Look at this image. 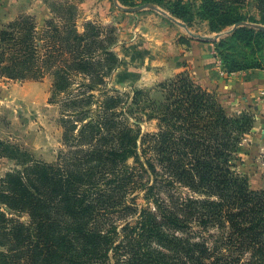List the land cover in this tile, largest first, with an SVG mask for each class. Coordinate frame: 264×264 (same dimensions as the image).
Segmentation results:
<instances>
[{
	"label": "trees",
	"instance_id": "obj_1",
	"mask_svg": "<svg viewBox=\"0 0 264 264\" xmlns=\"http://www.w3.org/2000/svg\"><path fill=\"white\" fill-rule=\"evenodd\" d=\"M119 2L166 7L187 24L195 18L207 23L212 33L257 22L247 12L250 6L264 16V0ZM69 8L66 36L52 22L43 25L44 34L53 26L57 49L39 34L33 15H20L0 29V78L39 82L52 73L50 103L61 105L65 128L66 149L55 163L0 139V159L15 161L20 168L2 178L0 205L31 220L30 226L14 222L16 254L31 233L29 264H55L57 258L63 264L71 256L68 264H89V259L96 264H264V191H253L249 179L235 171L255 116L228 114L217 95L188 72L160 85V103L142 90L132 96L114 90L103 94L94 111L92 92L121 65L113 50L119 44L118 30L104 31L94 22L80 28L78 6ZM238 34L264 39V31L246 27ZM68 48L74 52L70 60ZM222 60L228 72L261 67L227 56ZM76 77H81L77 92ZM141 96L147 100L145 107ZM140 111L158 122L157 132H142L135 116ZM136 190L145 191L147 206L140 210L126 202ZM113 213L120 219L139 216L117 232L114 223L107 228ZM5 217L0 207L2 227ZM72 242L77 243L73 250ZM0 264L16 263L1 252Z\"/></svg>",
	"mask_w": 264,
	"mask_h": 264
},
{
	"label": "rangeland",
	"instance_id": "obj_2",
	"mask_svg": "<svg viewBox=\"0 0 264 264\" xmlns=\"http://www.w3.org/2000/svg\"><path fill=\"white\" fill-rule=\"evenodd\" d=\"M79 2L80 0H18L13 6V10L6 12L9 14L10 20L5 24L12 22L20 15L30 14L35 16L39 22L38 31L41 36L44 34V20L52 22L53 26H58L59 31L65 34L66 25L72 19V11L69 6L72 5L77 8ZM111 3L113 10L124 15L120 8V11L117 9L115 0H111ZM117 4L126 7L119 0H117ZM151 5L169 13L166 7ZM247 12L257 22H244L220 33H212L207 23L196 18L192 23L187 24L183 20L172 17L169 13L172 18L185 24L188 30L172 20L169 24L176 31L175 38H167L165 33H162L154 45L151 43L154 39H151L150 35H143L145 30L139 29L136 36L131 33L132 36L129 38L126 35L120 37V27L116 20L86 21L102 26L104 31L111 28L117 29L121 40V43L119 42L117 47L113 49L118 55L121 65L117 69L113 68L105 76V83L92 92L96 96L92 109L97 110L98 103L103 100L104 93L114 94V90L120 91L121 94L129 93L131 96L134 90H142L151 100L160 103L164 100V93L160 89V85L175 78L180 73L188 72L200 85L217 95L228 114L238 115L247 112L255 116L254 129L244 139L238 152L235 171L249 179L253 191H264V96L261 93L259 96L250 95L248 93L250 88L245 85L247 81L249 82L246 79L251 72H253L252 74L264 72V39L255 36L249 40L242 38L241 34L235 35L237 30L243 27L255 31H264L259 29V27H264L262 23L264 16L253 6H250ZM86 22L82 24L79 22L80 28ZM53 26L49 24L47 30L51 33H45L44 39L49 40L55 47L52 37L55 36L56 32L53 31ZM1 28L2 26H0ZM123 32L125 33V30ZM157 32L159 34L160 31L157 30ZM218 34H221L219 38H217ZM237 36H240L241 40ZM181 39L187 40V43L182 42ZM40 44L46 45L42 41ZM55 49L57 48L55 47ZM53 51L58 54V51ZM65 52L67 59L70 60L72 49L68 48ZM226 56L241 64H253L261 67L228 72L229 68L222 60ZM102 67L104 65L100 66V69ZM75 79L77 82L74 89L77 92L81 77ZM5 82H8L6 85L7 94L0 96V139L20 146L41 161L55 163L59 153L66 149V146L63 141L65 128L61 121V105L50 103L54 83L53 74L48 73L39 82L13 81L10 79H6ZM139 102L142 107L147 104V100L142 96ZM145 114V111H140L135 115L140 118L138 121L142 132L144 134L157 132L158 122L149 120ZM136 117H132L133 123L137 122ZM18 169L20 168L15 161L0 159V188L2 178L7 173ZM126 202L129 205H135L139 210L146 207L145 191H130ZM0 207L6 215L5 220H3L5 221L3 227L0 223V253L7 254L12 263L29 264L26 256L31 254L29 244L34 238L30 233L26 245L22 246L19 243L20 252L16 254L18 244L15 239L18 230L14 227V222L30 226L29 215L14 213L6 206L0 205ZM138 216L137 214H129L120 219V214L113 213L108 216L109 219L105 218L108 220L107 228H110V224L114 223L118 226L117 232H121L127 223L134 224ZM58 231L64 235L68 234V230ZM106 231L102 230V232ZM65 238L70 239V234ZM71 246V250H73L77 243L72 242ZM71 258L72 256L66 259L63 264L73 261ZM58 261L57 258L55 264H59ZM87 263L96 264L95 260L90 261V259L87 260Z\"/></svg>",
	"mask_w": 264,
	"mask_h": 264
},
{
	"label": "crops",
	"instance_id": "obj_3",
	"mask_svg": "<svg viewBox=\"0 0 264 264\" xmlns=\"http://www.w3.org/2000/svg\"><path fill=\"white\" fill-rule=\"evenodd\" d=\"M17 1L18 0H0V26H3V24L5 25V23L10 20L9 14L7 13L13 10V6ZM78 6L79 22L81 24L86 21L104 22L116 20L120 27V37L126 35V37L129 38L132 36L131 33L134 34L133 36H136L139 29L145 30L143 35H150L151 39H154L153 42H151L154 45V42L158 40V36L162 33H165L167 38L172 39L175 38L176 35V31L173 30L174 28L169 24L172 21V17L169 13L156 6L157 9L155 10L150 8L137 10L136 12H126L122 10L124 15L117 10H113L111 0H82ZM117 9L120 11L119 8ZM124 30L125 33L123 32ZM157 30L160 31L159 34ZM119 42L121 43L120 38ZM252 73L253 72L247 76L248 78L246 80H249V82L247 81L245 83V85L250 88L248 93L250 95L256 94L257 96L261 93L264 96V72L260 71L255 72V74ZM5 81V78H0V96L1 94H7L6 85H8V82Z\"/></svg>",
	"mask_w": 264,
	"mask_h": 264
},
{
	"label": "water",
	"instance_id": "obj_4",
	"mask_svg": "<svg viewBox=\"0 0 264 264\" xmlns=\"http://www.w3.org/2000/svg\"><path fill=\"white\" fill-rule=\"evenodd\" d=\"M115 2H116V6L118 8H120L121 10L126 11V12H136L137 10H141V9H145V8H150V9H153V10L157 9L154 5H151V4L143 5V6H140V7H137V8H125V7L120 6L119 4H117V0H115ZM172 20L175 23H177L178 25H180L181 27L187 29L186 25L183 24L182 22H179L178 20H175L174 18H172ZM259 29L264 30V27H259ZM220 36H221V34H218L217 38H219Z\"/></svg>",
	"mask_w": 264,
	"mask_h": 264
}]
</instances>
